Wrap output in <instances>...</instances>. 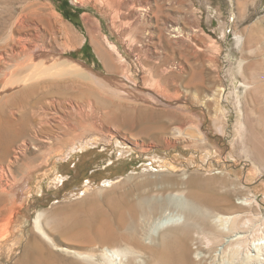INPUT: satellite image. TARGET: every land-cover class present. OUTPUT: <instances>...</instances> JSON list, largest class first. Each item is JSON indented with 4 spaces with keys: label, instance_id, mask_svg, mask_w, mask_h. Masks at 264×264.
<instances>
[{
    "label": "rangeland",
    "instance_id": "rangeland-1",
    "mask_svg": "<svg viewBox=\"0 0 264 264\" xmlns=\"http://www.w3.org/2000/svg\"><path fill=\"white\" fill-rule=\"evenodd\" d=\"M124 1L130 8H145V23L125 18L126 9L114 15L102 0H0L5 50L9 44L16 56L18 45L42 48L44 38H57L65 59L103 75L117 74L131 97H97L98 114L86 110L81 120L68 104L45 107L49 130L59 135L54 147L61 141L64 147L54 150L46 164L42 155L48 150L28 148L20 156L19 164L26 162L33 173L23 184L25 170L14 169L20 181L17 214L0 247V264H102L106 258L97 235L104 222H113L115 208L129 211L143 198L159 203L161 208L143 223L148 230L163 215H181L180 223L189 212L197 213V198L223 202L224 196L231 205L202 210L210 220L235 215V227L208 232L198 220L190 253L206 256L209 264H256L254 245L264 242V0ZM84 16L100 21L102 39L118 49L109 73L86 35ZM61 25L69 27L77 46H63ZM21 27L23 35H18ZM174 27L180 30L176 38L170 33ZM59 81L58 87H48L66 95L81 90H66ZM15 85L0 92L8 97L27 86ZM176 116L180 122L175 124ZM167 126H182L185 137L164 134ZM174 226L169 222L164 230ZM160 239L161 234L145 244L152 247ZM112 247L121 254L131 249L123 241ZM145 260L141 252L140 263Z\"/></svg>",
    "mask_w": 264,
    "mask_h": 264
},
{
    "label": "bare ground",
    "instance_id": "bare-ground-1",
    "mask_svg": "<svg viewBox=\"0 0 264 264\" xmlns=\"http://www.w3.org/2000/svg\"><path fill=\"white\" fill-rule=\"evenodd\" d=\"M102 3L105 5V7H108V9L110 8L109 11L111 10L114 15H118L121 10L124 11L126 9L129 15L127 14L125 18H136L141 22L146 18V10H144L145 8H130V3L128 1L102 0ZM123 11L122 14H124ZM83 23L85 26L86 35L93 45L95 53L98 55L99 59H101L103 67L105 68L104 70L108 71L109 73L117 64L115 62L113 53L119 55L118 49L107 38L102 39L100 33V21L95 22L88 16H84ZM24 28L21 27L17 29V34L23 35ZM59 32L62 33L61 36L63 38V46L68 49L77 46L78 40L73 35V33H71L67 25H61L59 27ZM170 33H175L173 38L180 36L179 28H172ZM44 39L45 45H43L42 48L35 47L31 49L29 46L18 45L16 56L13 48H8L9 44H6L5 46L3 45L5 48H7L6 50H10L11 54L9 53V55L7 51L0 46V88L5 89L8 86L15 84H27L24 89H21L12 95H8V97H4L5 95L0 92V247L2 245L4 246L8 240L14 215L17 214L16 202L19 195L20 181L16 180L14 169L17 167L16 170L18 172L25 170L21 179L23 184L25 182H29V177L33 173V169L27 166L28 164L26 162L19 164L20 156H23L24 152L28 148L48 150V152H45L46 154L42 155V160L44 164H46V159L53 157L52 155L54 150L56 151L60 149L61 145L64 147L62 141L59 143L60 145L55 143V145L57 144V146H59L54 147V142L58 140L59 135H53V132L49 130V112L47 113L45 107H49L50 105H58L64 109L65 104H68L70 109L75 110L76 114L80 116L79 119L81 120V115L84 116L86 110L90 111L91 114L93 113V115L98 114L99 107L96 104L97 97H101V99L104 101H129L131 98L127 92V89L123 85L124 81L122 82L116 80L117 74L110 73V75H103L87 68L86 66L84 67V64L80 65L79 63L65 59L62 54V45L58 44L57 38H54V41H51V39H48L50 41H47L46 38ZM236 40L237 45L241 44L240 38H237ZM104 43L109 49L105 47ZM11 61L14 64H12ZM169 67L170 66L168 64V68ZM116 69L119 68L117 67ZM161 70L163 71V68ZM14 75H20V78H14ZM64 77H67L70 80H62ZM58 81L60 84L63 83L62 87L66 88V90H68V88L75 91H78L81 88V90L78 92V94L66 95L64 93H60V91L57 89L48 87L50 85L53 87H58ZM133 89L135 88L133 87ZM85 92L88 94V96L84 94ZM79 94L82 96L85 95V103H79V101H82V97ZM143 95L147 97L146 95L148 94ZM149 100H151V98ZM60 120L62 119L59 118L58 122H61ZM177 120L179 121V116L175 117V124ZM187 122L188 120H185V124ZM171 128L168 129L167 126V128H164L163 133L167 135L171 134L175 140L176 138L183 136L185 137L182 131V126ZM76 139H78V137ZM78 140L82 141L80 138ZM164 141L168 143V139L165 138ZM50 144H52V146ZM71 146H74V143H72ZM59 154L60 152L55 153L54 156H58ZM197 200V213L189 212L187 217L184 218L183 222L177 223L180 221L181 215H178L177 217L163 215L157 218L148 230H144L145 226H143V223H145L148 216L154 210H159L161 208L159 203H151L148 199L143 198L136 206H130L131 209L127 207V210L129 209V211L125 210L124 212L121 211L124 209H120L119 207L115 208L113 211L112 222L114 223L115 229H113L111 221L108 220L104 222L100 234L97 235L98 237L101 235L98 240H100L99 242L101 243L102 254L104 255V258H106L102 264H141L139 261L141 252L147 256L145 264H203L204 262L209 264L210 261L207 260L206 256H201L199 252H194L192 253V258L190 253V244L192 242L191 231L196 227L195 223L199 220L198 222L204 225L206 229H208V232H226L229 231L230 228H228V225L235 227L237 217L235 215L221 216L218 214L214 215L213 220H210L209 212L202 210V208L205 206L208 210L209 208H216L222 204L231 205L230 199L227 196H224L221 199L225 204L220 202L219 199L197 198ZM169 222H175L177 227L174 226L164 230ZM34 226L37 230L39 229L38 217L35 219ZM138 231H140V233ZM160 234L161 239L157 245H152V247L146 246V240L151 239V237L153 238L159 236ZM97 238L95 241H97ZM224 239H227L226 242H232L230 241V239L232 240L231 237L228 238V236H224ZM236 239V242L239 244L242 242L243 238L240 236ZM263 240L264 238H262V241ZM121 241L126 244V247L131 248L127 249V252L125 251L126 254L123 252L124 255L121 254L122 252L119 253V251L112 249L113 244L115 245ZM99 242L97 243L99 244ZM253 250L254 254L251 256L253 259L252 263H261V257L264 258V242L255 244ZM202 258L206 259L202 260ZM39 263L42 264L43 261H39ZM211 264L215 263L212 262Z\"/></svg>",
    "mask_w": 264,
    "mask_h": 264
},
{
    "label": "water",
    "instance_id": "water-1",
    "mask_svg": "<svg viewBox=\"0 0 264 264\" xmlns=\"http://www.w3.org/2000/svg\"><path fill=\"white\" fill-rule=\"evenodd\" d=\"M152 103H153V102H152ZM152 103H151V104H152ZM153 104H154V103H153Z\"/></svg>",
    "mask_w": 264,
    "mask_h": 264
}]
</instances>
